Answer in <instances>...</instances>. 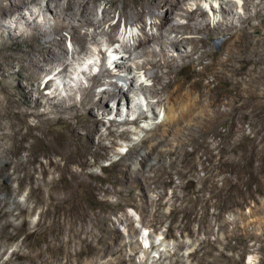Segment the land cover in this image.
I'll list each match as a JSON object with an SVG mask.
<instances>
[{
    "label": "bare ground",
    "instance_id": "1",
    "mask_svg": "<svg viewBox=\"0 0 264 264\" xmlns=\"http://www.w3.org/2000/svg\"><path fill=\"white\" fill-rule=\"evenodd\" d=\"M88 1L69 0L67 5H62L59 0H0V36L17 48L0 64V92L3 97L0 99V177L10 174L17 182L16 187L0 182V235L16 231L21 226H31L36 230L43 229L49 237L45 252L25 258L26 254L22 252L25 244L22 242L21 248L0 264H14V256L18 264H47L42 261L43 254L54 252L64 256L66 262L53 264H69L73 259L76 262L72 264H93L90 257L101 258L113 245L114 238L119 237L117 227L104 226L105 222L112 223L111 217L96 213L89 217L92 214H89L82 198L84 178L96 177L92 172H85V167L91 164L83 156L94 147L98 148L97 151L107 148L106 139L117 132L114 126L130 123L129 119L119 121L114 118L110 120L112 126L108 127L107 133L100 130L99 125L105 123L107 115L111 114V98L117 103L119 115L123 112V100L128 102V108L131 107L129 112L136 111L142 91L159 97L157 102L148 100L154 115H157V103L164 107L163 123L146 128L152 133L150 137L135 143L130 152L115 161L118 170L113 188L92 184L90 187L95 192L103 190L109 194H122L126 190L142 199L147 197L146 189L158 190L166 178L173 181L175 176H190L189 172L184 173L177 168L187 164L189 155L197 147L202 146L208 152L211 133L216 121L227 113V106L238 112L245 100L258 97L257 86L264 82V36L255 38L252 35V30L264 28V0H243L245 14L239 15L238 23L232 19L237 3L231 0H222L214 8L220 14L216 22H211L201 5L202 0H192L195 6H188L190 0H170V12L184 17L186 22L170 23L167 11L159 22L157 33L147 30L146 17L155 15L165 0H123V9L118 14L126 17L129 25L140 21L142 31L132 33L129 40L124 38L114 49V68L109 66L112 58L101 44L105 40L110 45L120 42L119 25L110 24L101 32L97 26L107 24L117 11H107L96 23L90 17ZM99 1L93 0L94 7L100 6ZM76 2L81 4L80 8L73 10L72 5ZM108 3L115 5V0ZM109 8L106 5L104 11ZM250 10L254 13L250 14ZM41 16L42 19L39 18ZM254 20H258V24ZM89 27L95 28L92 33H88ZM67 31L77 44L73 55L76 53L78 57L73 59L67 57ZM99 34H103L105 39L98 37ZM216 35L226 36L220 51L211 44V38ZM88 41L97 46L100 72L83 71L89 83H80L79 90L83 94L80 101L75 99L74 92L61 97L62 93L58 86L54 87V82L61 76L71 77L84 57H93L94 49L87 44ZM53 53L56 55L50 57ZM141 58L144 59L141 61ZM15 64L19 65L18 72L13 71ZM185 64L195 69L203 67V70H195L194 76L198 78L180 76V68ZM95 65H98V60L89 63L88 67ZM141 70L145 71L147 80L152 81L151 88L145 82L140 83ZM123 71L133 73L125 75ZM208 75L212 79L206 84L204 80ZM45 77V86L54 89L50 91L51 96H45L39 88ZM228 77L234 79L237 89L232 102L226 101L229 93L216 94L217 87ZM212 82H217L216 86ZM104 84L110 85L108 91H96L98 85ZM137 84H141L140 92L134 91ZM11 88L17 89L18 100ZM243 90L249 91L244 93ZM240 101L242 103L238 104ZM18 105L26 108L21 110ZM30 118L35 123H30ZM147 118L142 112L134 123ZM63 123H66L67 131L59 128ZM23 125L28 127L26 133H22ZM80 129L87 131L85 136L81 135ZM35 130L41 131V135L37 136ZM130 133L127 129L123 135ZM32 137L35 141H44L47 148L35 150L34 143L30 142ZM82 140L86 142L87 151L77 152ZM189 146L195 149L191 152ZM43 157L47 158L46 162ZM75 165L81 169H76ZM24 188L28 191L22 202L17 196ZM30 201L40 208L37 222L23 218L25 213L32 211L28 205ZM99 229H103L107 237L99 239L103 245L96 246L92 240L98 238ZM137 229L132 230L137 232ZM13 236L18 239V234ZM74 245H79L80 249L72 253ZM120 251L112 250L111 255ZM123 263L124 259H120L106 264ZM226 264H232V259Z\"/></svg>",
    "mask_w": 264,
    "mask_h": 264
},
{
    "label": "rangeland",
    "instance_id": "2",
    "mask_svg": "<svg viewBox=\"0 0 264 264\" xmlns=\"http://www.w3.org/2000/svg\"><path fill=\"white\" fill-rule=\"evenodd\" d=\"M231 1L237 3L232 19L238 23L239 15L245 14L242 8L243 0ZM25 2H31V0H25ZM68 2L69 0H59L62 5H67ZM88 2L90 3V17L96 23L104 17L107 11H117L110 17L107 24L97 26L98 32H101L104 28L108 29L110 24L118 23L119 25L120 42L110 45L105 40L102 43L103 45L101 44V47L107 51V55L111 58L114 56V49L121 45L124 38L129 40L132 33H141L142 25L140 21L129 25L128 19L118 14L123 9V0H115V5L108 3L109 0H100L98 8L94 7L93 0ZM169 2L170 0H165L155 15L146 17V27L150 33L158 32L159 22L164 19L167 11H169L167 15L171 17L170 23L186 22L184 17L170 12ZM220 2L222 0H202L201 2L211 22H216L220 17L219 12L214 11V8H217ZM80 5L76 2L72 5V9L78 10ZM106 5L110 8L104 11ZM189 5L195 6L196 4L190 0ZM184 6L186 7V5ZM249 12L253 14L254 10ZM39 18L42 19L43 17ZM258 22V20H254V23L258 24ZM94 29V27H89L87 31L92 33ZM252 35L255 38H262L264 28L252 30ZM71 36L70 32H65V46L68 48L67 57L73 59L78 54L73 55L77 44ZM99 36L103 40L105 39L103 34H99ZM225 39L226 36L223 35L212 37L211 44L213 48L216 51L222 50ZM87 44L92 45L94 49L91 54L93 57H89L90 55L84 57L83 63L77 64V68L72 72L71 77L61 76L54 82V87L58 86L59 91L62 93L61 97H67L74 92L75 99L80 101L83 98V94L79 90L80 83L83 85L89 83L83 71L100 72L101 60L97 52V46L93 45L92 41H88ZM16 49L15 44L3 41L0 36V64ZM53 55H56V53L50 54V57ZM113 58L109 61V66H112V68L115 67ZM143 59L139 60L142 61ZM95 60H98V65L92 68L88 67L89 63H94ZM196 69L203 70V67L198 66ZM196 69L192 65L185 64L180 68V76L198 78L194 76ZM13 71H19L18 64L13 66ZM133 72L123 71L122 73L127 75ZM145 74L144 70L139 71L140 83L141 81L145 82L147 87L151 88L152 81L147 80ZM210 76L208 75L205 78L204 83H209V80L212 79V76ZM105 78L109 79L107 76ZM46 82L47 78L45 77L39 83V88L45 96H51L54 89L52 86H45ZM233 82L232 77L226 78L217 87L216 94L229 93L226 101L232 102L237 94ZM13 83H16V81H13ZM212 84L216 86L217 82H212ZM140 85H135L136 89L134 91L140 92ZM109 88V84H104L102 86L98 85L95 89L96 91H108ZM10 90L14 94V98L16 97L15 99L18 100L20 95L17 89L11 88ZM248 91L243 90L244 93ZM139 94L141 97H139V101L137 100L139 106L136 107V111L129 112L131 107L128 108V102L123 100L121 102L123 103L121 104L123 112L120 115L117 113L116 101L113 98L109 100L112 111L111 114L107 115L105 123L99 125L100 130L107 133L108 127L112 126L110 120L114 118L119 121L129 119L130 123L114 126L117 132L106 139L107 148H99L100 151H97L98 148L94 147L91 151H87L85 148L86 142L82 140L81 147L77 149V152L87 151L83 158L88 160L91 165L88 168L85 167V172H92L96 175L95 178L85 177V189L82 188L83 202L88 206L89 214H92L89 217L92 218L94 213L111 217L112 223L105 222V228L117 227L120 233L117 239L114 238L113 245L108 252L105 250L106 253L104 252L101 258L94 256L90 257L89 260H94L93 264L118 262L120 259H124L123 264H226L231 258L232 264H264V82L257 86L258 97L245 100L238 112H235L232 106H227V113L216 121L214 132L211 133L208 152L202 146L197 147V151L195 150L194 153L189 155L187 164L177 168V170L184 173L189 172L190 176H175L173 181L166 178L165 183L159 184L158 190L146 189L147 197L142 199L140 196L129 194L126 190L123 191L124 194H109L103 190H97L96 192L90 190L91 184L96 187L113 188L115 174L118 170V167L114 164L115 161L119 160L123 154L128 153L135 143L150 137L152 133L147 131L146 128L149 129L157 123H163L164 107L157 103L155 106L157 115H154V109L148 101L157 102L159 97L149 94L147 91H142ZM1 98L3 97L0 92ZM240 103L242 102H238V104ZM18 106L21 110L26 108L25 105ZM142 112L148 118L134 123L136 117ZM29 121L35 123L33 118H30ZM65 124L59 125V128L67 131ZM21 128L22 133H26V130H28L27 125H23ZM127 129L131 133L124 136L123 132ZM35 131L37 136L41 135V131ZM86 132L85 129H80L82 136H85ZM30 142L34 143L33 148L35 150L47 148V144L42 140L35 141L32 137ZM194 149V146H189L191 152ZM138 158L140 159L141 156H138ZM43 159L45 162L47 161L46 157H43ZM75 167L81 169L80 166L75 165ZM55 175L59 178L58 173ZM0 182L5 186H17V182L10 174H4L0 177ZM27 191V188H24L17 199L22 202L25 201ZM28 205L32 211L31 213H25L23 218L37 222L40 208L36 207L34 202L31 201L28 202ZM90 226L91 223L88 224V227ZM133 228H138L137 232L133 231ZM9 233L4 232L0 235L1 263L13 256V252L21 248L22 242L25 244L22 247V252L26 254L25 258H30V255H37L38 252H45L47 248L46 241L49 240V237L43 229L36 230L31 226H21L18 230L9 231ZM13 234H18V239ZM97 234L98 238H94L92 241L94 245L101 246L103 244L98 241L99 239H106L107 233L103 229H99ZM104 236L106 237L104 238ZM125 243L126 245H124ZM79 249V245H74L71 252L75 253ZM115 249L121 250L120 253L111 255L112 250ZM13 258L15 260L14 264H18L15 256ZM42 261L53 264L56 262L65 263L66 259L54 252L51 254L44 253ZM72 262L75 263L76 259L71 260L69 264H72Z\"/></svg>",
    "mask_w": 264,
    "mask_h": 264
}]
</instances>
